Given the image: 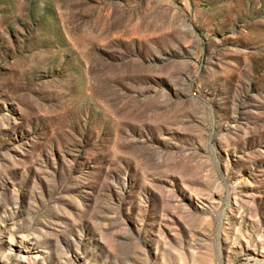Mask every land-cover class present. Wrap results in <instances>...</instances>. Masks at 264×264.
<instances>
[{
    "label": "rangeland",
    "instance_id": "1",
    "mask_svg": "<svg viewBox=\"0 0 264 264\" xmlns=\"http://www.w3.org/2000/svg\"><path fill=\"white\" fill-rule=\"evenodd\" d=\"M26 247L264 264V0H0V264Z\"/></svg>",
    "mask_w": 264,
    "mask_h": 264
},
{
    "label": "bare ground",
    "instance_id": "2",
    "mask_svg": "<svg viewBox=\"0 0 264 264\" xmlns=\"http://www.w3.org/2000/svg\"><path fill=\"white\" fill-rule=\"evenodd\" d=\"M13 249V248H12ZM26 251V252H25ZM30 250H29V248H24V252H19V257L20 258H18L19 259V261H18V263L17 264H20L21 263V261H25V260H27V259H31V255H28V254H25V253H27V252H29ZM16 264V263H15Z\"/></svg>",
    "mask_w": 264,
    "mask_h": 264
}]
</instances>
